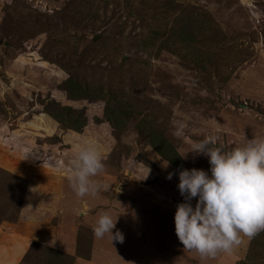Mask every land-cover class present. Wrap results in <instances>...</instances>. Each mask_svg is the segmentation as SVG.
I'll list each match as a JSON object with an SVG mask.
<instances>
[{
  "label": "rangeland",
  "instance_id": "obj_1",
  "mask_svg": "<svg viewBox=\"0 0 264 264\" xmlns=\"http://www.w3.org/2000/svg\"><path fill=\"white\" fill-rule=\"evenodd\" d=\"M68 79L78 92L63 89ZM67 106L86 120L79 133L45 113ZM151 134L180 166L205 171L194 144L214 138L227 152L264 138V0H0V232L30 226L44 204L34 227L62 247L33 242L18 264L58 252L72 264H264V231L214 258L184 249L179 169ZM83 141L103 156L95 196L68 180ZM104 211L123 243L94 236Z\"/></svg>",
  "mask_w": 264,
  "mask_h": 264
},
{
  "label": "clouds",
  "instance_id": "obj_2",
  "mask_svg": "<svg viewBox=\"0 0 264 264\" xmlns=\"http://www.w3.org/2000/svg\"><path fill=\"white\" fill-rule=\"evenodd\" d=\"M76 148L68 173L70 187L79 197L95 196L100 185L92 178L104 169L102 153L88 141ZM190 152L207 157L210 169L179 170L178 189L184 202L175 212L176 235L184 249L196 251L202 259L231 253L243 238L250 240L264 231V138L254 136L244 146L227 152L215 146L214 138L205 139ZM162 166L167 168L168 163L164 161ZM175 174L166 178L171 180ZM193 199L197 200L195 207ZM117 221L108 211L99 213L94 236L108 235L112 243H123L124 234L113 231Z\"/></svg>",
  "mask_w": 264,
  "mask_h": 264
},
{
  "label": "crops",
  "instance_id": "obj_3",
  "mask_svg": "<svg viewBox=\"0 0 264 264\" xmlns=\"http://www.w3.org/2000/svg\"><path fill=\"white\" fill-rule=\"evenodd\" d=\"M68 107V106H67ZM78 135V134H77ZM76 135V136H77ZM55 200L52 199L49 203L50 206L54 205ZM40 209L36 210V213L33 215V219L30 220V226H27L26 223L24 225H21V220L18 225H16L14 228H6V233L0 232V239H2L0 242L3 245L1 248L0 247V264H18V262L21 260V258L24 255L25 250L29 245H31L33 242H39V243H44V245L52 248H62L58 246L56 243H51V244H45L43 242V237L41 236L42 234L37 231L34 227L35 222H42L44 220V213L42 210L44 209L43 207L44 204H40ZM54 210L53 208H51ZM23 215V214H22ZM34 229L36 230L34 232ZM67 231V230H66ZM29 232H33L34 234L29 235ZM42 237V238H41ZM25 239V240H24ZM69 244L67 245V247ZM65 247V248H67ZM78 262L74 263L77 264Z\"/></svg>",
  "mask_w": 264,
  "mask_h": 264
},
{
  "label": "trees",
  "instance_id": "obj_4",
  "mask_svg": "<svg viewBox=\"0 0 264 264\" xmlns=\"http://www.w3.org/2000/svg\"><path fill=\"white\" fill-rule=\"evenodd\" d=\"M74 85H76L74 83V81L71 79V80H67L64 84H63V89L65 88L66 91L71 94L73 89L77 90V92L80 90V88H74ZM73 96H76L75 98L76 99H79V98H82V99H94L96 100L97 97H91L89 95L86 94V96L84 95H73ZM56 104V103H54ZM74 109L70 108V107H62V111H55V110H46L45 113H47L50 117H52L54 120L60 122V124H64L65 125V128H69L71 130H74L75 132H81L83 127L85 126L86 124V120H80L79 118V115H76V116H72V114H74ZM69 113H72V114H68ZM70 115L71 117L69 118V122L68 121H64L63 120V117L62 115ZM107 122L111 123V118L109 117V119L107 120ZM112 124V123H111ZM113 126V125H112ZM152 135V134H151ZM152 138L154 140L150 141V144L151 146L154 148V150L160 155L162 156L163 158H165L166 160L170 161L173 163V165H176L178 167L179 170L181 169H184V167L180 166V161L179 160H176V153L173 152V153H170L172 155H168L167 152H169V149L171 148L172 149V146L171 144L166 140V138L164 137H161L160 141L159 142H155V139L157 138L155 135H152ZM37 243H32L31 245H34ZM255 250V249H254ZM58 252V251H56ZM253 252V251H252ZM58 254L57 258L53 260V263L52 264H64V260L62 259L63 257L67 258V264H72L74 262V258L68 256V255H63L61 254L60 252L56 253ZM26 257V256H25ZM24 257V261H25V258ZM248 259V258H247ZM242 262H246L245 260H242ZM241 262V263H242Z\"/></svg>",
  "mask_w": 264,
  "mask_h": 264
}]
</instances>
